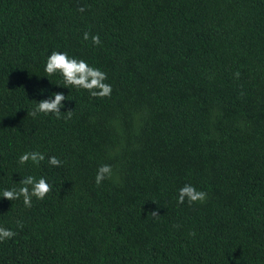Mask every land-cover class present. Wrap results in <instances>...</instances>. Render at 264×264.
Returning <instances> with one entry per match:
<instances>
[{"label":"trees","instance_id":"obj_1","mask_svg":"<svg viewBox=\"0 0 264 264\" xmlns=\"http://www.w3.org/2000/svg\"><path fill=\"white\" fill-rule=\"evenodd\" d=\"M53 49L112 94L51 83ZM49 91L70 118L31 114ZM32 149L63 163L18 165ZM29 173L52 191L0 198V264H264V0H0V188ZM185 183L205 201L177 204Z\"/></svg>","mask_w":264,"mask_h":264},{"label":"clouds","instance_id":"obj_2","mask_svg":"<svg viewBox=\"0 0 264 264\" xmlns=\"http://www.w3.org/2000/svg\"><path fill=\"white\" fill-rule=\"evenodd\" d=\"M79 12H84V7L80 6L77 9ZM82 39L87 41L91 39L93 45H100L101 39L99 34H90L87 30L82 33ZM43 72L49 79L50 76L58 75L60 81H49L56 85H62L69 89V86L79 90H86L90 97H108L112 94V84L108 82V74L100 67L95 66L89 60L70 55L68 51L53 49L46 55L43 64ZM239 76V72L236 73ZM37 91L43 94L46 89L41 87ZM68 100L63 91H49L48 95L44 98L36 100L32 115L36 116L38 113L45 115H53L56 118H61L62 112L67 113V117L72 115L71 110H61ZM46 160L48 165L53 167H60L63 163L62 159L54 154H47L38 149L25 150L16 158V162L20 166H31L39 168L41 163ZM113 166L108 163H102L97 166L94 176V183L99 186L103 181L113 178ZM53 182L45 175L27 174L21 176L19 184L11 185L8 187L0 188V198H7L10 201L20 200L22 198L25 207H32L33 198L36 200H44L46 196L52 191ZM207 197V193L203 190H198L193 184L185 183L179 187L176 194L177 204H184L187 202L189 205L200 202L203 203ZM154 217L158 215L156 210L151 213ZM17 226L21 227L22 224L18 220ZM16 235V232L11 227H4L0 225V242L10 240ZM237 264L239 261L235 258Z\"/></svg>","mask_w":264,"mask_h":264}]
</instances>
